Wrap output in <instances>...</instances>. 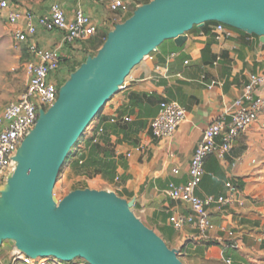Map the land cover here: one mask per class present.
Returning <instances> with one entry per match:
<instances>
[{
  "label": "crops",
  "instance_id": "crops-1",
  "mask_svg": "<svg viewBox=\"0 0 264 264\" xmlns=\"http://www.w3.org/2000/svg\"><path fill=\"white\" fill-rule=\"evenodd\" d=\"M11 1L36 16L47 15L51 5L58 3L67 22L82 11L97 26L95 36L63 44V32L47 31L35 23L36 34L27 37L22 47L34 44L44 51L59 50L61 65L51 76L58 85L72 66L101 49L116 25L153 0H123L130 5L128 12L94 0ZM25 26L21 21L11 29ZM216 26L196 27L182 47L173 40L164 42L131 72L72 150L64 179L76 186L73 191H109L133 201L136 217L169 248L178 250L184 264H227L229 259L231 264H264V112L229 152L218 150L205 162L195 196L232 198L230 205L208 210L209 230L202 233L196 221L177 230L170 222L173 217L192 215L189 205L174 199L171 192L189 182L191 160L204 131L216 120L231 121L235 102L245 98L253 77L260 80L253 98L264 95L261 38L226 25L218 38ZM164 101L178 103L187 118L172 138L157 139L151 122ZM4 111L0 112V132L5 126ZM217 143L221 144L220 138ZM228 183L234 191L227 188ZM15 251L14 245H2L0 264H19L13 261Z\"/></svg>",
  "mask_w": 264,
  "mask_h": 264
},
{
  "label": "water",
  "instance_id": "water-1",
  "mask_svg": "<svg viewBox=\"0 0 264 264\" xmlns=\"http://www.w3.org/2000/svg\"><path fill=\"white\" fill-rule=\"evenodd\" d=\"M216 22L264 43V0H153L118 24L95 56L59 89L14 157L0 186V247L9 241L30 258L88 264H184L114 192L76 190L60 200L53 190L72 148L125 84L131 72L166 41L178 47L194 27Z\"/></svg>",
  "mask_w": 264,
  "mask_h": 264
},
{
  "label": "built area",
  "instance_id": "built-area-1",
  "mask_svg": "<svg viewBox=\"0 0 264 264\" xmlns=\"http://www.w3.org/2000/svg\"><path fill=\"white\" fill-rule=\"evenodd\" d=\"M98 3H109L114 10L128 12L130 5L123 0H94ZM0 11L3 13L10 26H17L21 21L26 23L25 28H17L13 35L17 46L21 47L27 37L36 34L37 23L47 31L59 30L64 33L63 44H73L84 38L93 37L98 28L93 21L82 11H78L72 22H67L63 9L58 3L51 5L47 15L36 16L28 10L14 7L10 0H0ZM225 30V25L218 23L216 32L218 38ZM28 54L37 60L29 61V81L26 96L6 106L2 122L4 128L0 132V186L6 184L8 177L15 169L14 157L22 142L34 129L39 118L40 109L47 111L58 99L59 87L51 79L58 71L62 58L59 50L44 51L36 45L28 47ZM257 77L252 78L244 99L235 102V109L231 113V121L227 124L224 118L216 120L204 131L201 143L198 145L190 164L189 182L186 186L172 190L171 196L176 200L187 203L192 215L171 218L170 222L179 230L186 225L194 224L202 233L210 228L208 210L211 207L222 209L232 203L230 197L198 198L194 194L204 174L207 158L218 150L229 152L236 139L257 120L260 113L264 112V95L253 98V89L259 84ZM187 118V111L176 102L164 101L161 103L159 114L151 122L153 136L157 139H170ZM102 131V130H100ZM221 139V144L217 143ZM227 188L234 191L231 183ZM13 261L27 264H88L83 259L63 262L54 257L38 258L32 260L15 251ZM231 264V260H226Z\"/></svg>",
  "mask_w": 264,
  "mask_h": 264
},
{
  "label": "rangeland",
  "instance_id": "rangeland-1",
  "mask_svg": "<svg viewBox=\"0 0 264 264\" xmlns=\"http://www.w3.org/2000/svg\"><path fill=\"white\" fill-rule=\"evenodd\" d=\"M11 3L14 6L15 2L11 1ZM97 53L98 52H95L93 55L95 56ZM29 60L28 47L25 49L22 46H17L13 30L0 11V112L4 110L8 104L18 102L26 96L29 81ZM73 67L74 66L70 68L67 79L72 74L71 70ZM82 138H80L79 142ZM79 142L72 150L77 147ZM66 166L67 163L64 164L60 170L53 190L54 196L60 200L64 199L76 189V186H74L72 182L65 181L64 179V170ZM3 245L9 246L13 245V243L6 241ZM19 264L27 263L20 261Z\"/></svg>",
  "mask_w": 264,
  "mask_h": 264
},
{
  "label": "trees",
  "instance_id": "trees-1",
  "mask_svg": "<svg viewBox=\"0 0 264 264\" xmlns=\"http://www.w3.org/2000/svg\"><path fill=\"white\" fill-rule=\"evenodd\" d=\"M209 23H216V22H209ZM206 24H208V23H206ZM216 24H218V23H216ZM196 27H194V29H195ZM86 61V60H85ZM84 61V62H85ZM83 62V63H84ZM83 63H81V64H79V65H76V66H74L73 67V69L71 70V73H73V72H75ZM67 81V79H65V80H63V81H61L59 84H58V87H59V89H60V87L62 86V85H64L65 84V82ZM71 154H72V151H71V153H70V155H69V157L66 159V161H65V163L64 164H66L67 163V161H68V159H70V156H71Z\"/></svg>",
  "mask_w": 264,
  "mask_h": 264
}]
</instances>
